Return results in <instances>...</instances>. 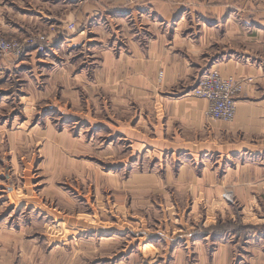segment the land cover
Masks as SVG:
<instances>
[{
  "label": "crops",
  "instance_id": "1",
  "mask_svg": "<svg viewBox=\"0 0 264 264\" xmlns=\"http://www.w3.org/2000/svg\"><path fill=\"white\" fill-rule=\"evenodd\" d=\"M174 1L0 0V28L8 37H20L33 27L59 30L44 54L0 58V88L5 89L0 100L12 98L8 82L13 74L28 76L24 86L25 79H17L23 104L30 97L24 89L31 86L52 92L58 85L70 107L83 101L80 92H96L97 104L89 94L84 102L98 107L99 118L112 113L107 109L127 117L119 122V138L137 141V132L128 130L141 121L155 131L153 139L162 138L165 154L181 157L177 164L161 165L159 177L183 193L179 201L166 198L158 212L130 217L140 223L137 228L120 227L117 219L105 227L99 220V227L49 241L54 235L37 231L28 219L33 211L58 220L55 214L37 204L31 211H18L21 206L9 210V194L20 186L17 157L23 153L12 147L1 155L11 159L3 163L0 158V264H264V211L259 206L264 205V0ZM72 22L76 29L68 30ZM210 69L244 81L232 121L210 118L208 102L192 95ZM54 104L61 106L51 100ZM25 123L8 138L20 137ZM49 141L60 140L53 133ZM203 159L207 162L200 163ZM118 166L126 173L159 171L148 164ZM126 180L118 188H129L133 195L162 188L159 180L144 174L135 178L139 183ZM49 182L43 188L49 196L62 194ZM225 194L244 207L239 214L243 226L257 227L240 245L232 243L233 230H203L219 220H236ZM202 200L219 207L197 216L196 204ZM139 201L132 198L129 204H153L151 198Z\"/></svg>",
  "mask_w": 264,
  "mask_h": 264
},
{
  "label": "rangeland",
  "instance_id": "2",
  "mask_svg": "<svg viewBox=\"0 0 264 264\" xmlns=\"http://www.w3.org/2000/svg\"><path fill=\"white\" fill-rule=\"evenodd\" d=\"M67 28L68 30H75L76 25L72 22L67 25ZM2 30L0 28V36L8 41L26 43L32 40L33 45L23 55H28L27 53L31 51L39 54L46 53L56 34L59 33L55 26H51L48 30L47 27H33L28 29L29 33L22 32L20 37L14 38L8 37ZM5 57L19 58L0 49V58ZM162 75L163 72H160V79ZM18 78L25 79L22 86L29 83L27 75L13 74L8 82L12 91L10 93L12 98L5 97L0 100V158L2 157L4 160L3 163L5 160L11 159L12 156L10 158L5 156L4 159V156L1 155H7L12 147L21 149V153L23 152L17 157L20 161L19 169L21 170L17 173L20 178L18 182L20 186L15 187L13 192H10L7 201L9 202L11 213L17 211L14 206H21L18 211H28L29 208H31L29 210L31 211L34 209V204H37L42 209L45 207L47 212L55 214L58 220L41 218L35 211L32 212L31 218L28 217V220L33 219L32 223L34 224L31 227L41 233L54 235L47 237L49 241L64 240L68 235H74L82 228L92 229L99 227L101 226L99 220L105 222V227L112 226L109 224H112L117 219L120 227L131 225L137 228L140 223H134L130 217H143L146 213L158 212L159 206H162L166 198L172 199L173 202L181 198L182 192L175 191V187L172 185H163V179L159 177V175H163L160 172L163 165L177 164L181 157L173 155V153H171L172 155L164 153V148H160L163 140L162 138L157 140L152 138L157 134L152 131L151 126L148 129L145 123L143 124L139 121L137 125L135 123L134 130H128L137 132L139 137L137 141L131 138L132 142L123 140L116 134V130L119 129L120 131L121 123L119 122L127 117H122V114H115L113 110L107 109V111L110 110L112 113L104 114L103 112L102 114L100 112L102 118H99L98 107L87 106L84 102L86 101L85 97L89 94L87 92H80L83 101L81 100L78 106L75 104L70 107L66 105L65 97L61 96L63 91L60 90L58 85L55 86V91L52 92L50 90L41 92L39 88L36 87L34 89L32 86L30 89H24L25 93L29 94L30 97L23 98V104L19 100L20 94L22 95L23 93L20 91L21 87L18 88ZM46 86L49 87V85ZM36 94L39 96V100L33 101L32 95ZM97 95L96 92L89 94L88 99L91 100V103H95ZM51 100L58 104L61 103V106L57 107L56 104H54V107L50 106ZM69 104L72 105L74 103ZM34 111L35 114L33 113ZM38 112L40 114H37ZM82 115H85L84 117L86 118H83L85 121L81 120ZM119 115L121 116L119 117ZM141 116V119L145 117L144 110ZM99 119L101 123H99ZM25 121L27 123L22 125L20 137L17 136L18 138L15 137L10 140L7 136L8 133H11L12 130H18L17 127ZM127 128L131 129V126L128 125ZM159 131L158 135H161ZM53 133L60 140L57 143L49 141ZM132 145L138 148L136 153ZM205 159L208 160V158ZM187 161L190 163L194 162V160L190 159ZM204 161L203 159L200 163ZM119 164L154 165L156 166L154 169L159 171L149 173L147 172L148 168H143L144 171L142 173L136 169L132 173L131 171L126 173L124 170H119ZM50 167H52L51 172L45 171V169L49 170ZM141 174L154 178V180H159V184L162 186L161 190L157 188L146 192L144 188V191H138L137 194L133 195L129 188L124 186L118 188L120 186L117 183L124 185V182L127 181L126 179L129 178L139 183L135 178H140ZM171 174L173 180V172ZM49 181L53 182L55 190L58 189L62 194L57 195L55 193L49 196L48 191L43 189L45 185L50 183ZM132 198H136V200L138 198V201L143 198H151L153 204L136 203L131 206L129 202ZM50 199H53V201ZM232 200L227 201L233 207V212L237 217L236 220H219L216 225L203 227V230L207 232L217 226L218 229L223 230L227 228L226 226L231 225L234 234L230 236L232 243L240 245L244 238L243 235L251 232L252 229L247 232L241 229L243 222L239 214L244 207L236 204L235 198ZM181 204L182 208L186 206L183 205L184 203ZM168 205L164 204V207H171ZM216 205L212 204L209 206L207 202L202 200L201 204H196L197 216H204L207 210L216 209ZM46 206L48 209H55V211L48 210ZM259 206L264 211V205L261 204ZM25 207H28L27 210ZM246 209L252 212V207L251 209L250 207ZM148 210L149 212H147ZM11 219L13 218L11 217ZM28 220L25 223H28ZM16 223L15 226L17 225ZM121 223L124 225H121ZM26 226H29V224ZM93 247L94 244L89 249Z\"/></svg>",
  "mask_w": 264,
  "mask_h": 264
},
{
  "label": "built area",
  "instance_id": "3",
  "mask_svg": "<svg viewBox=\"0 0 264 264\" xmlns=\"http://www.w3.org/2000/svg\"><path fill=\"white\" fill-rule=\"evenodd\" d=\"M32 45V40L23 43L8 41L0 36V49L17 57H21ZM243 82L233 76H225L217 69H210L202 74L192 94L208 102L207 114L210 118L229 122L235 118L237 95Z\"/></svg>",
  "mask_w": 264,
  "mask_h": 264
},
{
  "label": "trees",
  "instance_id": "4",
  "mask_svg": "<svg viewBox=\"0 0 264 264\" xmlns=\"http://www.w3.org/2000/svg\"><path fill=\"white\" fill-rule=\"evenodd\" d=\"M218 227V226H217ZM217 227H213V228H211L210 230H208L207 232H210V231H215V232H217V233H224L225 231L226 232H229V231H231V230H233V228H232V226L231 225H229V226H226L227 228L226 229H218ZM241 229L244 231V232H247V231H249V229H256V227H250V226H248V227H246V226H243V227H241ZM245 235V234H244ZM244 235H243V237H244Z\"/></svg>",
  "mask_w": 264,
  "mask_h": 264
},
{
  "label": "bare ground",
  "instance_id": "5",
  "mask_svg": "<svg viewBox=\"0 0 264 264\" xmlns=\"http://www.w3.org/2000/svg\"><path fill=\"white\" fill-rule=\"evenodd\" d=\"M225 196H226L227 198H229V200H231V198L229 197V195H228V194H225Z\"/></svg>",
  "mask_w": 264,
  "mask_h": 264
}]
</instances>
